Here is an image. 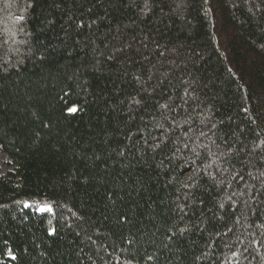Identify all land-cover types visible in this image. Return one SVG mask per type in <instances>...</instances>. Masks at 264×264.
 <instances>
[{
	"label": "trees",
	"instance_id": "obj_1",
	"mask_svg": "<svg viewBox=\"0 0 264 264\" xmlns=\"http://www.w3.org/2000/svg\"><path fill=\"white\" fill-rule=\"evenodd\" d=\"M0 149V264H264V0H0Z\"/></svg>",
	"mask_w": 264,
	"mask_h": 264
},
{
	"label": "rangeland",
	"instance_id": "obj_2",
	"mask_svg": "<svg viewBox=\"0 0 264 264\" xmlns=\"http://www.w3.org/2000/svg\"><path fill=\"white\" fill-rule=\"evenodd\" d=\"M14 167L12 165V160L10 159V157L3 152L0 149V171L2 174H5L9 171H13Z\"/></svg>",
	"mask_w": 264,
	"mask_h": 264
},
{
	"label": "snow or ice",
	"instance_id": "obj_3",
	"mask_svg": "<svg viewBox=\"0 0 264 264\" xmlns=\"http://www.w3.org/2000/svg\"><path fill=\"white\" fill-rule=\"evenodd\" d=\"M158 126L163 127V125H158ZM163 143H164V140L161 139L158 143L152 146V150L155 151L156 149L160 148ZM185 147H187V145H185ZM262 175H264V173H262Z\"/></svg>",
	"mask_w": 264,
	"mask_h": 264
}]
</instances>
